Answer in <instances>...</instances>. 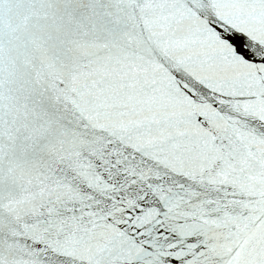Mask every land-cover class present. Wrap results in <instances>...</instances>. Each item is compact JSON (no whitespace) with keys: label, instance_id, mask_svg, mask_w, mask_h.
Listing matches in <instances>:
<instances>
[{"label":"snow or ice","instance_id":"6c2138e0","mask_svg":"<svg viewBox=\"0 0 264 264\" xmlns=\"http://www.w3.org/2000/svg\"><path fill=\"white\" fill-rule=\"evenodd\" d=\"M0 264H264V0H0Z\"/></svg>","mask_w":264,"mask_h":264}]
</instances>
